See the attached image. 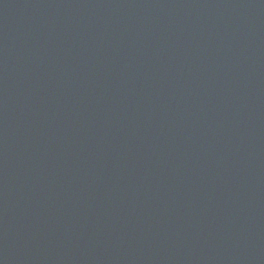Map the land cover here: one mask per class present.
<instances>
[{
    "label": "water",
    "instance_id": "1",
    "mask_svg": "<svg viewBox=\"0 0 264 264\" xmlns=\"http://www.w3.org/2000/svg\"><path fill=\"white\" fill-rule=\"evenodd\" d=\"M0 264H264V0H0Z\"/></svg>",
    "mask_w": 264,
    "mask_h": 264
}]
</instances>
